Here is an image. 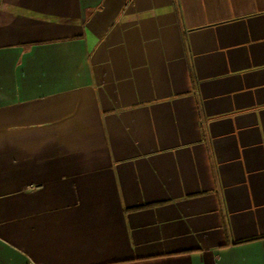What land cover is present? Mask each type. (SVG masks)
Listing matches in <instances>:
<instances>
[{"label": "crops", "instance_id": "crops-1", "mask_svg": "<svg viewBox=\"0 0 264 264\" xmlns=\"http://www.w3.org/2000/svg\"><path fill=\"white\" fill-rule=\"evenodd\" d=\"M0 264H264V0H0Z\"/></svg>", "mask_w": 264, "mask_h": 264}]
</instances>
